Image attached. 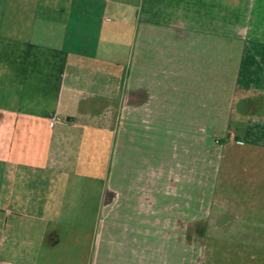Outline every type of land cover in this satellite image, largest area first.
<instances>
[{
    "label": "crops",
    "instance_id": "crops-1",
    "mask_svg": "<svg viewBox=\"0 0 264 264\" xmlns=\"http://www.w3.org/2000/svg\"><path fill=\"white\" fill-rule=\"evenodd\" d=\"M258 98L264 0H0V264H199L184 191Z\"/></svg>",
    "mask_w": 264,
    "mask_h": 264
},
{
    "label": "rangeland",
    "instance_id": "rangeland-1",
    "mask_svg": "<svg viewBox=\"0 0 264 264\" xmlns=\"http://www.w3.org/2000/svg\"><path fill=\"white\" fill-rule=\"evenodd\" d=\"M258 99L264 102V98ZM238 114L237 110L233 112L229 125H215L214 136L220 140L210 141L213 150L206 152L201 149L199 152L198 190L184 191L193 199L184 205L183 247H192L200 255L199 264H205L208 256H212L213 264H241L237 252L239 247H247V264L256 263V259L264 260V135L261 138L257 134L261 138L259 141L245 139V143L248 141V144L258 146L255 150H245L239 160L227 155L224 161L228 158L226 164L230 160L233 166L222 168L224 146L236 144L238 138L244 140L242 137L246 131L255 132L259 126L262 127L261 118ZM228 134H231L230 138ZM226 178H229L227 183H232L230 186L224 185ZM173 199L168 195L167 204ZM182 256L184 264L191 253L184 248Z\"/></svg>",
    "mask_w": 264,
    "mask_h": 264
},
{
    "label": "trees",
    "instance_id": "trees-1",
    "mask_svg": "<svg viewBox=\"0 0 264 264\" xmlns=\"http://www.w3.org/2000/svg\"><path fill=\"white\" fill-rule=\"evenodd\" d=\"M201 232L203 233L202 229H201Z\"/></svg>",
    "mask_w": 264,
    "mask_h": 264
}]
</instances>
